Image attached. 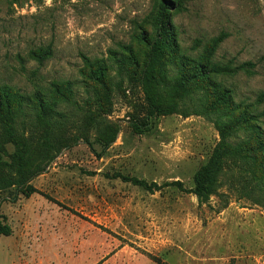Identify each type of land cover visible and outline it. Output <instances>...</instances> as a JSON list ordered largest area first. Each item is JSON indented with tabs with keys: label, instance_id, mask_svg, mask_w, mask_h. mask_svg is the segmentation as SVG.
Here are the masks:
<instances>
[{
	"label": "rangeland",
	"instance_id": "374dc122",
	"mask_svg": "<svg viewBox=\"0 0 264 264\" xmlns=\"http://www.w3.org/2000/svg\"><path fill=\"white\" fill-rule=\"evenodd\" d=\"M165 1L175 41L152 63L161 112L138 134L132 124L146 113L139 79L162 0H0V85L26 98L13 134L0 125V156L12 166L0 175L22 161L43 168L30 196L0 190L11 231L0 234V264H264L262 163L225 155L203 203L165 185L193 188L220 140L202 82L177 83L220 34L212 62L254 66L212 77L264 129V0ZM126 48L135 63L116 59ZM38 49L41 61L32 55ZM83 57L106 61L103 81L87 76ZM52 81L70 85L52 114L53 149L46 150V119L37 123L27 102L37 90L48 93ZM229 132L233 143L248 138ZM120 176L164 185L149 192Z\"/></svg>",
	"mask_w": 264,
	"mask_h": 264
},
{
	"label": "trees",
	"instance_id": "16d2710c",
	"mask_svg": "<svg viewBox=\"0 0 264 264\" xmlns=\"http://www.w3.org/2000/svg\"><path fill=\"white\" fill-rule=\"evenodd\" d=\"M167 4L169 3H166L165 0H162L160 4L157 16L155 17V34L152 42L149 44L150 47L146 53L144 66L140 74L139 82L146 104V113L140 121L133 122L132 124L133 131L138 134L148 131L151 120L161 112V108L152 94V81L154 78L152 63L163 44L171 47L175 41V34L169 30L164 22V12L167 8ZM223 37L224 34H220L218 37L214 38L207 50L206 56L203 59L199 58V60L193 59L194 65L192 68L188 71H180V76H178L177 79V83L185 85H188L191 81H194V79L198 80L196 82H202L201 88L205 92V102L203 106L207 108L209 112H216V118L219 120L215 123L219 129L220 140L214 147L207 162L202 164L197 170L193 188H183L179 181L165 183V185H176L179 190L192 192L197 197L199 203L206 202L209 195L212 193L213 183L220 171L222 159L225 155L234 153L240 156H248L264 165V129L257 124L251 111L241 106L240 102H234L233 91L223 86L212 77L225 75L230 72L234 73L239 70L252 71L251 68L254 66V63L250 61L242 62L233 68L231 66L219 65L212 62L210 57L213 55L215 47ZM41 52L42 49L34 50L32 51V55L38 61H41ZM124 58L130 63L136 62L131 48H126L125 53H121L116 59L123 60ZM83 59L85 62V68L83 70L88 72L87 76L98 81H103L107 70L106 61L98 59L91 61L87 57H83ZM83 70H81L82 73H84ZM68 85H70L69 81H65L62 84L52 81L50 83L52 88H50L48 93L37 90L32 98L29 99L30 102H27V104L31 105L32 110L36 114L37 123L46 119L43 127L45 136L43 137L44 139H42L45 145L43 142L42 144L46 150L49 148L53 149V143H51L49 139L50 127L53 124L51 117L53 113H60L55 110V106L62 99V91L68 87ZM25 101L26 98L19 93L17 89H13L6 84L0 85V125H3L4 128L2 129L4 131L12 129L13 119L17 114L26 112V110L23 109ZM213 108L216 110H211ZM223 112H225L226 116L224 120L222 118ZM229 129H236V131L237 129L244 130L248 134V138L237 143L230 142L228 141V136L230 135ZM8 133L11 135L13 134L12 130H9ZM95 155L96 157H101L102 152H96ZM40 157L46 158L47 154H42ZM48 158H51V156ZM7 166L12 167L4 162L0 156V171ZM42 169V166L39 164H34L32 166L30 161L18 162L14 166L12 174L0 175V190L8 192V189L13 186L18 193L28 197L36 192V188L31 183V180L40 174ZM120 177L149 192L159 190L164 185H158L155 182H147L145 179L135 177ZM10 232V226L5 222V218L0 215V234L9 235Z\"/></svg>",
	"mask_w": 264,
	"mask_h": 264
}]
</instances>
